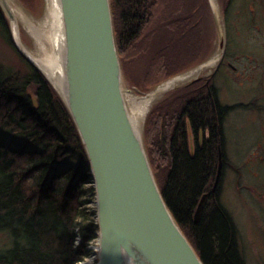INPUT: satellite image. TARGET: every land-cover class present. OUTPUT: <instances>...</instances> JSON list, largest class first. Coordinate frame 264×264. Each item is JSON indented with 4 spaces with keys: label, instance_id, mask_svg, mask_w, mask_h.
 <instances>
[{
    "label": "trees",
    "instance_id": "16d2710c",
    "mask_svg": "<svg viewBox=\"0 0 264 264\" xmlns=\"http://www.w3.org/2000/svg\"><path fill=\"white\" fill-rule=\"evenodd\" d=\"M21 1L28 9L45 2ZM110 1L129 88L149 92L207 60L216 38L209 0ZM234 1H219L225 19ZM0 31L26 66L0 69V128L40 146L0 142V264H81L90 241L99 238V225L86 200L87 184L93 182L86 148L62 98L12 42L1 6ZM214 76L169 92L152 108L143 141L170 213L204 264H246L238 227L220 200L225 120L236 107L245 106L223 104ZM220 156L223 168L213 191ZM63 159L70 164L50 174ZM77 235L81 242L74 246Z\"/></svg>",
    "mask_w": 264,
    "mask_h": 264
},
{
    "label": "water",
    "instance_id": "95a60500",
    "mask_svg": "<svg viewBox=\"0 0 264 264\" xmlns=\"http://www.w3.org/2000/svg\"><path fill=\"white\" fill-rule=\"evenodd\" d=\"M58 3L64 40L57 90L91 163L100 241L97 264H128L129 258L133 264H204L170 213L149 160L144 131L131 120L111 1ZM0 6L12 22L15 16L6 1L0 0ZM217 22L223 57L226 30L218 17ZM14 40L32 61L20 36L14 34ZM221 157L213 191L223 168ZM206 197L200 200L196 222Z\"/></svg>",
    "mask_w": 264,
    "mask_h": 264
},
{
    "label": "rangeland",
    "instance_id": "374dc122",
    "mask_svg": "<svg viewBox=\"0 0 264 264\" xmlns=\"http://www.w3.org/2000/svg\"><path fill=\"white\" fill-rule=\"evenodd\" d=\"M17 1L35 18L34 20L40 21L43 19L46 0L44 4L37 5L35 9H28L21 0ZM216 1L219 4L220 0ZM209 3L213 22L215 23L216 38L212 42L207 60H210L212 55L219 51L220 44L216 9L214 5L212 6L213 2L211 4L209 0ZM4 14L7 17L11 31L12 42H14L12 22L5 12ZM220 14L226 30V52H224L223 63L219 62V65L212 69L210 75L215 72L213 82L219 88V96L223 104H242L245 106L236 107L225 120V174L222 178L220 200L231 213L238 227L240 252L243 253L246 264H264V0H235L226 18L228 24L222 10ZM19 36L30 50H38L35 38L23 26ZM14 45L16 46V42H14ZM20 54L22 53L20 52ZM25 58L30 61L26 56ZM30 62L40 70L62 98L57 86L43 69L33 60ZM21 67L25 69V63L16 50L7 43L0 31V69L13 70ZM195 68L196 66L182 73ZM207 74L203 73L199 77L210 76ZM190 83H184V85L173 88L169 92ZM124 84L125 88L133 90L137 96L142 98L149 93L158 91V86L163 85L164 82L146 93L138 88H129V81L125 79ZM169 92H166L152 103L142 122L143 131H145L152 108L160 103ZM2 141L6 145L13 143L17 147L40 149L37 143L6 128H0V142ZM191 143V146H193L192 140ZM68 161V159H63L56 162L50 170V174L67 167L70 164ZM86 188L89 191L86 199L88 201V211L95 214L93 219L97 222L96 191H91L92 188H95L94 183H88ZM96 240H99V238ZM88 250V257L81 264H97V248L89 246Z\"/></svg>",
    "mask_w": 264,
    "mask_h": 264
},
{
    "label": "bare ground",
    "instance_id": "6f19581e",
    "mask_svg": "<svg viewBox=\"0 0 264 264\" xmlns=\"http://www.w3.org/2000/svg\"><path fill=\"white\" fill-rule=\"evenodd\" d=\"M8 7L14 13L15 19L12 20V28L14 34L19 36L21 27L26 28L35 38L38 50H30L23 42L22 46L26 49L28 56L40 66L50 80L59 88L62 68H61V48L64 40L62 16L59 8L58 0H46L45 15L42 20L37 21L28 13L22 4L17 0H5ZM216 9L217 17L221 21L220 14L221 5L216 0H211ZM225 55L222 57L220 52L217 51L212 58L204 63L196 66L195 69L187 71L185 73L171 76L170 79L164 81L163 85L158 86L159 90L149 93L146 96L140 98L133 90L125 88V98L129 112L131 114V120L141 130L143 129L142 122L146 116V113L152 103L162 97L166 92H169L173 88L184 85V83L194 82L202 79L203 73H212V69L216 68L224 61ZM208 77V76H206ZM124 78V73H123ZM125 79V78H124ZM192 80V81H191Z\"/></svg>",
    "mask_w": 264,
    "mask_h": 264
},
{
    "label": "clouds",
    "instance_id": "9594fccd",
    "mask_svg": "<svg viewBox=\"0 0 264 264\" xmlns=\"http://www.w3.org/2000/svg\"><path fill=\"white\" fill-rule=\"evenodd\" d=\"M76 231L79 232V229L77 228ZM80 242H81V236L80 235H77L75 237V239L73 240V245L74 246H79ZM90 246H94V247L97 248V250H99L100 241L99 240H96V239H92L90 241ZM128 264H133L132 258H129Z\"/></svg>",
    "mask_w": 264,
    "mask_h": 264
},
{
    "label": "flooded vegetation",
    "instance_id": "af4514ba",
    "mask_svg": "<svg viewBox=\"0 0 264 264\" xmlns=\"http://www.w3.org/2000/svg\"><path fill=\"white\" fill-rule=\"evenodd\" d=\"M226 49V48H225ZM225 52H226V50H225Z\"/></svg>",
    "mask_w": 264,
    "mask_h": 264
}]
</instances>
